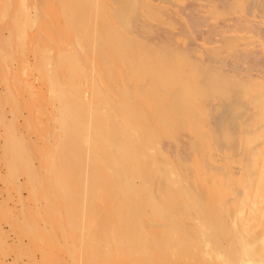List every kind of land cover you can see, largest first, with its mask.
Listing matches in <instances>:
<instances>
[{
  "label": "bare ground",
  "instance_id": "1",
  "mask_svg": "<svg viewBox=\"0 0 264 264\" xmlns=\"http://www.w3.org/2000/svg\"><path fill=\"white\" fill-rule=\"evenodd\" d=\"M57 1L78 48V136L93 140V171L75 181L90 193L81 264H264V0ZM105 1L127 11L116 25ZM134 3L155 49L130 37Z\"/></svg>",
  "mask_w": 264,
  "mask_h": 264
},
{
  "label": "rangeland",
  "instance_id": "2",
  "mask_svg": "<svg viewBox=\"0 0 264 264\" xmlns=\"http://www.w3.org/2000/svg\"><path fill=\"white\" fill-rule=\"evenodd\" d=\"M62 3L44 0L34 9L20 1H0V264H81L88 251L86 240L92 226L88 224L89 208L84 207L90 193L79 194L75 181L79 174L84 179L93 171L89 146L93 140L88 137L90 132H86V140L78 136L72 87L78 48L73 33L62 34L57 29L65 19H71L68 11L62 15L65 11L58 8ZM102 3L112 11L111 15L107 12L112 25H116L118 14H127L116 2ZM134 4L128 16L141 26L139 32L131 29L130 37L155 49L157 45L153 48L150 40L154 24L140 4ZM92 44L98 46V38ZM83 55L82 66L90 79L84 81L89 83L99 76L94 66L95 71L85 62L91 61L85 55H91ZM84 94L89 100L91 93ZM131 101L134 103L133 98ZM142 104L140 110H145L142 115L149 125L151 109L147 111L148 103ZM84 120L85 125L88 119ZM143 140L140 152L150 157L144 159L139 152V165L141 171L149 172L147 167L157 154L152 150L155 145L150 146L149 141L145 146ZM77 201L88 203L83 207Z\"/></svg>",
  "mask_w": 264,
  "mask_h": 264
}]
</instances>
